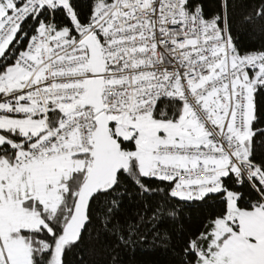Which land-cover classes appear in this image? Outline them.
Returning a JSON list of instances; mask_svg holds the SVG:
<instances>
[{
    "label": "snow or ice",
    "instance_id": "obj_1",
    "mask_svg": "<svg viewBox=\"0 0 264 264\" xmlns=\"http://www.w3.org/2000/svg\"><path fill=\"white\" fill-rule=\"evenodd\" d=\"M249 30L264 0H0V264H264Z\"/></svg>",
    "mask_w": 264,
    "mask_h": 264
},
{
    "label": "trees",
    "instance_id": "obj_2",
    "mask_svg": "<svg viewBox=\"0 0 264 264\" xmlns=\"http://www.w3.org/2000/svg\"><path fill=\"white\" fill-rule=\"evenodd\" d=\"M238 35L243 47H258L264 43V37L250 30L241 31ZM261 103L264 104V98ZM186 211L192 216L193 222H196L197 217L203 213V210L198 207H192ZM178 253V247L166 248L159 241L153 242L149 237L147 242H138L120 250L119 259L121 264H180L181 257Z\"/></svg>",
    "mask_w": 264,
    "mask_h": 264
}]
</instances>
